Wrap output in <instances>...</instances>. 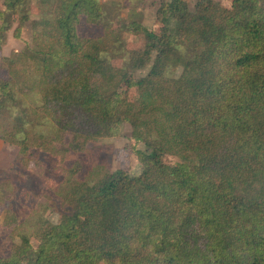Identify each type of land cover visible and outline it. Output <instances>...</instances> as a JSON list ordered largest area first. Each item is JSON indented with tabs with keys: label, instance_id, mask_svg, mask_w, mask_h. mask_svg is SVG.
Instances as JSON below:
<instances>
[{
	"label": "trees",
	"instance_id": "obj_1",
	"mask_svg": "<svg viewBox=\"0 0 264 264\" xmlns=\"http://www.w3.org/2000/svg\"><path fill=\"white\" fill-rule=\"evenodd\" d=\"M228 1L162 0L154 30L100 0H0V48L29 24L0 60V140L18 148L0 264H264V0ZM125 122L138 175L65 166Z\"/></svg>",
	"mask_w": 264,
	"mask_h": 264
},
{
	"label": "rangeland",
	"instance_id": "obj_2",
	"mask_svg": "<svg viewBox=\"0 0 264 264\" xmlns=\"http://www.w3.org/2000/svg\"><path fill=\"white\" fill-rule=\"evenodd\" d=\"M112 12L113 21L115 25L125 24L132 19L140 20L146 26L157 30L159 28V23L156 20V10L162 0H128L123 2V0H100ZM225 4H229L228 0H221ZM196 0H190L191 6H194ZM33 11L36 8L33 7ZM15 27V25H14ZM13 27V28H14ZM26 30L23 34L22 39H18L13 35V29L8 32L6 43L0 48V60L3 56L9 55L13 50H20L25 46V39H29V24L26 26ZM83 33H99L100 30L91 26H83L81 28ZM126 39L130 46L136 48L141 46L144 39L140 35H134L131 33H126ZM115 65H122V59H116L113 61ZM148 71V69L138 70L135 72L136 75H143ZM133 93L136 95V90ZM132 127L129 123H123L121 125L120 133L118 136L114 137H104L98 139L93 143L86 151L82 153H77L69 158L65 166L72 164L74 160H80L83 163V172H85L92 163H101L108 166L112 171L116 169H125L132 175H138L142 170V165L133 150L135 141L131 136ZM138 147L142 145L138 144ZM18 154V148L15 145L9 144L3 140H0V176L12 175L14 178L18 177L17 172L14 171V163ZM31 167H36L34 162L30 163ZM58 170H46L48 176H54L59 178L60 170L62 166L57 167ZM26 173L23 186L31 189L32 192L35 191L34 187L45 188V175ZM33 200L36 199L34 196H30ZM40 197H44L40 195ZM4 217V208L0 205V253H6L9 250V246L14 238L10 235L9 230L4 228L2 225ZM51 219L56 220L57 214H51Z\"/></svg>",
	"mask_w": 264,
	"mask_h": 264
}]
</instances>
